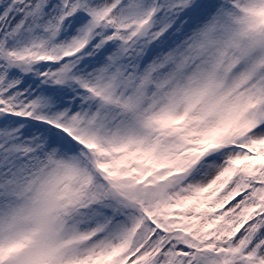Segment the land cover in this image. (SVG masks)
Here are the masks:
<instances>
[{
    "label": "snow or ice",
    "instance_id": "1",
    "mask_svg": "<svg viewBox=\"0 0 264 264\" xmlns=\"http://www.w3.org/2000/svg\"><path fill=\"white\" fill-rule=\"evenodd\" d=\"M0 264H264V0H0Z\"/></svg>",
    "mask_w": 264,
    "mask_h": 264
}]
</instances>
